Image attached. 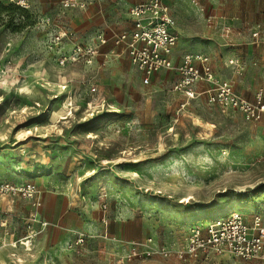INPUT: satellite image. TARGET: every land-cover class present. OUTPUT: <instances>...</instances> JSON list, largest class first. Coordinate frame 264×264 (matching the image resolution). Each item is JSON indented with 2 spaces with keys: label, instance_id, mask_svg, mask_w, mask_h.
Masks as SVG:
<instances>
[{
  "label": "rangeland",
  "instance_id": "rangeland-1",
  "mask_svg": "<svg viewBox=\"0 0 264 264\" xmlns=\"http://www.w3.org/2000/svg\"><path fill=\"white\" fill-rule=\"evenodd\" d=\"M1 1L14 8L0 22V264H264L228 252L131 255L148 238L174 252L193 225L264 209V120L204 95L182 107L176 78L143 86L127 60L62 65L48 49L60 29L79 30L81 41L98 30L111 39L135 0H104L87 13L60 0ZM167 1L178 54H205L241 92H254L257 79L264 89V71L246 77L228 66L241 44L224 31L245 30L247 17L248 26L262 23L264 42V0ZM53 198L75 211L69 242L51 241Z\"/></svg>",
  "mask_w": 264,
  "mask_h": 264
},
{
  "label": "built area",
  "instance_id": "built-area-1",
  "mask_svg": "<svg viewBox=\"0 0 264 264\" xmlns=\"http://www.w3.org/2000/svg\"><path fill=\"white\" fill-rule=\"evenodd\" d=\"M26 7L25 0H8ZM67 9L86 10L93 0H60ZM133 27L117 33L113 37L116 45H121L128 54L131 65L141 74L144 84H150L152 77L161 71H175L178 78L174 90L179 92L186 106L199 95L198 83H206L203 90L207 101L222 110L233 108L242 113L249 121L261 122L264 119V89H259L253 100H249L235 91L231 82L222 80L215 74L211 61L205 54H187L180 64L173 60V51L178 41L177 24L170 6L165 0H141L130 7ZM225 37L230 40L232 28L224 27ZM263 27L256 24L251 28L254 44L261 43ZM71 30L60 29L48 40V49L59 50V62H92L98 54L99 46L106 44L108 38L97 34V43L74 44L67 52L64 42L73 37ZM94 41V42H96ZM231 42V41H229ZM228 64L244 70L239 58H232ZM96 91V87L92 88ZM8 187V186H7ZM25 195L32 197L36 192L33 185L23 188ZM77 242H82V238ZM146 247L139 250V243L131 249L133 256L172 255L181 260H197L211 252H228L244 260L264 262V209L256 212L251 219L240 212H232L227 216L216 218L203 224L190 227L186 245L174 252L158 246L153 238H148ZM142 251V252H140Z\"/></svg>",
  "mask_w": 264,
  "mask_h": 264
},
{
  "label": "crops",
  "instance_id": "crops-1",
  "mask_svg": "<svg viewBox=\"0 0 264 264\" xmlns=\"http://www.w3.org/2000/svg\"><path fill=\"white\" fill-rule=\"evenodd\" d=\"M103 1L104 0H93V3L86 10H78V9L77 10L87 13L92 8L100 6ZM139 1H141V0H135L134 2H132L130 7L134 3L139 2ZM165 2L169 5L167 0H165ZM170 9H171V7H170ZM129 10H130V8H129ZM171 12H172V9H171ZM172 14H173V12H172ZM211 19L213 20V23H216L217 22L216 19H218V18L214 16ZM243 19L245 21V24H244L245 30H243L241 32H233V30H232V32H231V35H234V39H237L236 43L241 44L240 47H238V49H235L239 54H238V56L235 54H232L233 56H231L228 59V61L232 58H236V57L239 58L243 62V64L245 65L244 69L246 70V74H245L246 77L251 76V75H254V76L260 75L264 71V42H261L258 44H254L252 42L251 28L253 26H255L256 24H262V23L257 22L255 24H252V25L250 24L248 26L247 25L248 18L244 17ZM128 20H129L128 26L121 29L117 33L132 29L133 19L130 15V11L128 12ZM240 21H242V20H240ZM226 22H227V20H226ZM228 22H231V21L228 20ZM227 25H230V24H227ZM231 28H232V26H231ZM70 30L73 32L74 35H73L72 39L65 41L66 48H68V49H70L74 44H94V43H97V41H96L97 34H100V33L104 34L108 38V42L106 44H102L99 46L98 54L94 57L93 64H100V65H102V67H105V65L111 64L113 62H114V64L122 65L123 62L125 60H127L129 62V64L131 65L128 54L126 53L123 46L116 45L113 41V37L117 33H115V35L110 39L105 31L98 30L95 34V37L92 40L85 39L84 41H81L79 39V34L81 32L79 30L74 29V28H71ZM177 33H178V41H177V44H176L174 51H173V60L175 61L176 64H180L182 61V58L187 54H185V55L178 54L179 38H180L179 27H177ZM223 40H224V38H223ZM230 40H231V38H230ZM94 41H96V42H94ZM230 43L231 42L228 41L226 44L227 45L226 49L229 52H231V49H232ZM242 43H244V44H242ZM236 51H233V52H236ZM80 63L84 64L85 62L83 61ZM211 65L213 67V63H211ZM228 66H231V65L228 64ZM132 68L136 72V75L138 76L139 81L143 86L159 85L162 82V80H164V79H167V81L170 82L172 80L174 81V79L176 78L172 84V90H173V92L179 94L181 96V99L184 101V97L179 92L174 90V83L176 82V80L178 78V73H176L175 71H167V70L161 71L152 77L150 84L146 85L143 83L141 74L133 66H132ZM213 70H214V67H213ZM215 74L217 75V73H215ZM217 77H219V76L217 75ZM219 78L222 80H226V79H223L221 77H219ZM226 81H228V80H226ZM259 85L260 84H259L258 79L255 80V83L254 82H253V84L251 83L250 86L252 87V89L255 88L254 92H252V91L241 92V91L237 90V88L234 85H233V87H234L235 91H237L239 94H241L245 98H247L249 100H253L256 92L260 89ZM207 87H208V84H206V83H198L197 90L199 91V95L197 96L196 99H198L202 95H204L206 98V94L203 93V90L206 89ZM196 99H194V100H196ZM194 100H192V101H194ZM206 100H207V98H206ZM51 201H52V205H54V207L51 206L52 217L56 222L51 229V241L52 242H69L68 239H70L69 235L71 234V228H72V225H73V222L75 219V211H73L70 208V206L68 207V205H65L64 207H61V208H55V204H53L54 198L51 199Z\"/></svg>",
  "mask_w": 264,
  "mask_h": 264
},
{
  "label": "trees",
  "instance_id": "trees-1",
  "mask_svg": "<svg viewBox=\"0 0 264 264\" xmlns=\"http://www.w3.org/2000/svg\"><path fill=\"white\" fill-rule=\"evenodd\" d=\"M13 4V3H12ZM13 6H6L1 0H0V22L2 21V15L5 13V12H11L13 10ZM20 10L23 11V9L21 8H18Z\"/></svg>",
  "mask_w": 264,
  "mask_h": 264
}]
</instances>
